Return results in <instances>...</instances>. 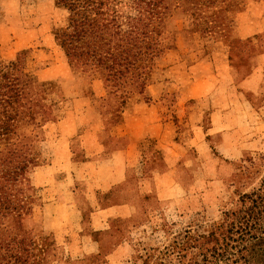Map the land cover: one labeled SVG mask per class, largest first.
<instances>
[{"label": "rangeland", "instance_id": "374dc122", "mask_svg": "<svg viewBox=\"0 0 264 264\" xmlns=\"http://www.w3.org/2000/svg\"><path fill=\"white\" fill-rule=\"evenodd\" d=\"M244 5L234 16L236 40L195 31L194 16L173 7L162 37L166 52L144 93L132 91L123 106L107 95L101 77L71 69L55 39L67 9L56 0H0V60L24 54L28 71L62 110L43 129V168L31 171L44 206L43 244L55 250L54 264H200L201 246L213 233L226 237L214 264H264V221L242 219V197L264 177V0ZM124 116L135 168L165 175L141 197L133 219L115 222L96 246L75 234L79 215L58 206L53 172L66 165L77 134L85 132L88 145L106 126L113 148ZM146 188L137 183L132 190Z\"/></svg>", "mask_w": 264, "mask_h": 264}, {"label": "trees", "instance_id": "16d2710c", "mask_svg": "<svg viewBox=\"0 0 264 264\" xmlns=\"http://www.w3.org/2000/svg\"><path fill=\"white\" fill-rule=\"evenodd\" d=\"M245 2L56 0L59 7L68 10V17L65 25L56 29L55 39L75 73L101 77L107 95L119 97L125 106L126 96L132 91L144 93L156 59L167 50L162 37L173 7L194 16L195 31L216 32L236 40L231 36L234 16L243 10ZM23 56L12 62L0 60V264H54L55 250L43 244L38 215L41 205L31 171L44 159V126L56 120L62 110L28 71ZM76 157L84 159L81 152H76ZM242 202L246 207L242 219L264 221V177L260 188L244 195ZM252 227L248 233H252ZM206 239L200 264H214L226 237L213 233Z\"/></svg>", "mask_w": 264, "mask_h": 264}, {"label": "crops", "instance_id": "0c3cea01", "mask_svg": "<svg viewBox=\"0 0 264 264\" xmlns=\"http://www.w3.org/2000/svg\"><path fill=\"white\" fill-rule=\"evenodd\" d=\"M127 119L124 116L117 126H122L124 132L115 134L113 148L104 136L106 126L101 132L95 133L96 138L93 140L92 137L88 145L81 140L85 132L77 134L76 139L71 138V157L64 168L59 166L53 172L52 181L55 195L59 199L58 206L71 215H79V226L74 228L75 234L96 246L104 242L102 236L113 230L115 222L133 219L141 204V197H145L156 186L158 188L159 180L165 175L159 169L153 175H148L144 169L139 172L135 168L134 159L137 155ZM76 152H81L84 159H78ZM42 168L40 166L37 170ZM137 183H148L149 188L137 191L135 195L132 188ZM71 196L74 203L70 202ZM85 198L86 204L83 205L81 203ZM38 215L42 229V204Z\"/></svg>", "mask_w": 264, "mask_h": 264}]
</instances>
